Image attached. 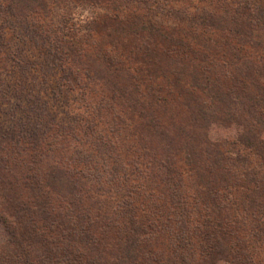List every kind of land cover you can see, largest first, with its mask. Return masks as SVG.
<instances>
[{
	"label": "trees",
	"instance_id": "trees-1",
	"mask_svg": "<svg viewBox=\"0 0 264 264\" xmlns=\"http://www.w3.org/2000/svg\"><path fill=\"white\" fill-rule=\"evenodd\" d=\"M249 1L176 27L156 0H0V77L26 103L0 134V264H255L239 215L263 233L264 0ZM72 5L102 9L83 36L58 17ZM33 67L60 72L41 90L67 121L17 82Z\"/></svg>",
	"mask_w": 264,
	"mask_h": 264
},
{
	"label": "rangeland",
	"instance_id": "rangeland-1",
	"mask_svg": "<svg viewBox=\"0 0 264 264\" xmlns=\"http://www.w3.org/2000/svg\"><path fill=\"white\" fill-rule=\"evenodd\" d=\"M156 1H159L158 6L154 7V9L157 13V15H156L157 19L163 20V22L166 25L176 26V27L179 26L178 20L176 19L173 22V18H170V15L176 14V16L178 18H180V19L183 18L184 19L183 21L189 22L190 19L194 18L198 12H206V13H211V14L222 13V11H223L222 7L224 5V2L218 3V2H216V0H156ZM150 3H151V1H150ZM257 4L260 5L259 2H257ZM246 5L248 6V8H250L253 5V3H252V1L246 0ZM101 10L102 9L96 8V7H86V6H84V7L76 6L75 7V5H72L69 9H64V7L57 9L59 18H61V16L63 14H66V13H70L72 15V17L74 18V21L79 25V29L82 33V36H83L84 31L86 30L85 27L88 24V20H90L91 18L95 17L96 15L102 13ZM242 10L248 16V14H247L248 9L244 8ZM168 11H170L172 13L170 14V13H168ZM258 15H263V12L262 11L258 12L257 9H255V10L251 9V16L254 19V21L256 18L259 17ZM250 20H252V19H250ZM254 25L256 27V30L259 33H264V21H262V20H260V22L256 21V24L254 22ZM6 31L8 32L7 33L8 37L6 39H10L11 33L8 30H6ZM10 41L14 44L15 49H21L22 50V51H19L20 55H23L24 57H25V55L27 56L25 58L26 63L39 62L41 60V58L39 59V57H33L29 54V52H27V50H26L27 45L25 42H22V40L20 38L12 37V39H10ZM22 60L24 61V58H22ZM2 63H4V62H2ZM11 64H12L11 62H7V60H6L5 65H7L10 72L12 71L11 67H9ZM0 68H1V64H0ZM22 70L23 69H21V70L17 69L13 72V74L15 73L16 77H18V78H16L17 82L20 83L23 86V88L30 89L31 91H33L32 92L33 94L41 95L42 99L48 103L52 114L53 113L56 114L57 116H55V117H57L60 120L67 121V119H65V114L63 112L64 109H66V107L64 108V107L58 106L55 102H53L51 96L48 94L49 92H43L41 90L42 89L41 85L43 83L45 84V82H46V85H49L50 88H52V85L49 84V82L54 80L60 74V72H56L54 69L49 68L48 69L49 74H44V71H47V70H44V71L40 70V67H33L31 69L24 70V72H22ZM6 74L7 73H5L4 75H1V77H0V83H2V87H0V134H3V133L6 134L5 131L7 130V128L10 127V122H9L10 116H9V114L15 108V106L19 105L21 108L26 107V103L24 101H17L14 96L9 94L13 91L8 89L7 80L11 79L10 77L12 76V74H10V76H8V74L7 75ZM19 74L24 75V78L23 79L20 78ZM12 86L14 88L17 87L14 84H12ZM72 97L73 96H71L70 94H67L68 99H72ZM13 111H16V110L14 109ZM18 115L19 116L22 115V111L18 112ZM31 123H35V122H31ZM34 126H36V125H34ZM27 131L28 130L25 131L26 134H27ZM27 136H28V134H27ZM60 151H65L64 152L65 153L64 162H67L68 156L70 155V157H71V155H72L71 154L72 150L63 149ZM158 172H161V171L158 170ZM227 216H230V219H231L232 215H231L230 211H228L227 213H225V211L223 212V217H225L227 220H229ZM239 216L243 220L245 219L248 222L247 227L243 228L242 234L245 235V237L247 239L246 241H248L250 243V245H252L250 247V251H249L251 253V259L253 260V262L255 264H264V230H263V233L258 232L256 234L257 236L253 237L251 229L254 228L255 222H252L251 219L246 214H244L242 212H240ZM249 222H252V223H249ZM261 227H262V225L260 226V228ZM7 238H8V234H7L6 228L0 223V244L3 241H5ZM222 248L223 247L218 246V249H219L218 252L220 254H222L220 252L222 250ZM221 264H227V263H221Z\"/></svg>",
	"mask_w": 264,
	"mask_h": 264
}]
</instances>
